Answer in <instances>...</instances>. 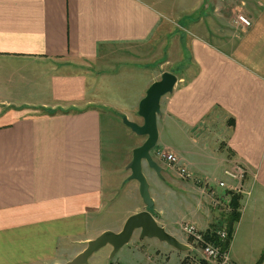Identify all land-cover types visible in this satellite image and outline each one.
I'll list each match as a JSON object with an SVG mask.
<instances>
[{"label": "crops", "instance_id": "1", "mask_svg": "<svg viewBox=\"0 0 264 264\" xmlns=\"http://www.w3.org/2000/svg\"><path fill=\"white\" fill-rule=\"evenodd\" d=\"M238 12L249 28L234 24ZM114 63L150 74L137 101L161 72L176 75L160 98L155 150L177 160L165 168L181 189H165L198 204L186 223L221 224L171 172L215 181L231 159L243 164L250 192L238 198L226 252L255 264L264 252V0H0V264H64L108 230L88 220L103 205L98 106L111 105L99 101L96 76H114ZM153 208L157 225L180 234L178 219ZM172 250L167 260L190 262L189 250Z\"/></svg>", "mask_w": 264, "mask_h": 264}, {"label": "rangeland", "instance_id": "2", "mask_svg": "<svg viewBox=\"0 0 264 264\" xmlns=\"http://www.w3.org/2000/svg\"><path fill=\"white\" fill-rule=\"evenodd\" d=\"M233 14H230L232 18ZM216 25L224 27V30L229 33L228 26H224L221 20ZM111 57L115 59L116 55ZM129 64L130 65H127L126 63H114L111 68V72L115 74L114 76H96L98 89L97 97H99V101L111 105L109 108L101 107V105L98 106V111L101 116L100 139L102 142L101 155H103L102 168H104V171H102L103 205L101 206L100 211L94 214V217L91 212L89 213L90 218L88 220V228L96 229L105 226L108 228L107 231L114 233L120 230L128 215H132L141 211L142 208H145L137 191V182L127 179L129 169L126 167L127 162L130 161V158L132 157L131 150L144 143L145 137L132 134L129 128L121 124V118L126 116L129 121L141 124L140 116L136 114V110L133 112V108L136 103L139 102L137 99L142 96L140 95V92L143 90V86L147 83L150 74L142 70V68L139 67V64ZM91 87L92 85L89 86V89ZM119 112H122V114L119 115ZM116 119L117 122H115ZM124 132L126 133L123 134ZM157 147L158 145L152 148L150 152L152 155L151 158L154 159L162 169L170 167L166 162H163L156 157L155 149H157ZM157 151L165 152V150ZM141 167L142 174L148 182L149 197L154 201V205L156 204L157 207L163 208L162 212L164 214L161 218H163L166 223L170 220L171 224L178 219L179 221L177 222L180 223H178V225L176 223L174 226L176 229L179 228L182 221L180 219L185 217L183 218V221L186 223L188 220L187 214L190 211L189 209L193 210L197 203L195 204L194 200L191 203V207L190 202L185 201L182 193L174 196V198L169 192V190H171L170 188H166L168 190L166 191L165 187L167 184H169L170 187H173L172 189L175 191L181 189L174 183L173 179H169L166 168L163 171L161 170L160 176L157 177L153 170L146 166L144 162H142ZM171 174L173 175V178L178 180L179 178L182 179L178 176L176 170H174L173 173L171 172ZM192 189L194 191V188ZM186 191L190 194V191ZM195 196L197 197V200L204 202L199 191L195 193ZM154 208L148 210L152 213ZM211 212L215 211L212 210ZM215 214L220 219L219 222L222 223L225 216H222L221 213L219 214L217 212ZM193 226H195V224ZM214 226L220 229L222 224L215 223ZM168 229L170 228H166L165 231ZM200 231L202 233L205 232L203 230ZM139 236L140 234L137 231H134L133 235L130 236L128 243L121 249H118L110 259H108L110 248L104 245L103 248L90 255L87 260L88 264H117V262L119 264H159V262H162V264H173L175 258L172 255H169V260L165 258L167 256L165 251L171 250L170 245L159 242L157 239H146L145 237L139 239ZM174 237L179 242H183L189 246V252L186 253L189 257L185 258L183 256V260H190V262L184 261L186 264H206L198 245L196 243L192 244L190 239H188L182 231H180V234H175ZM181 254L185 253L181 252Z\"/></svg>", "mask_w": 264, "mask_h": 264}, {"label": "water", "instance_id": "3", "mask_svg": "<svg viewBox=\"0 0 264 264\" xmlns=\"http://www.w3.org/2000/svg\"><path fill=\"white\" fill-rule=\"evenodd\" d=\"M175 76V74L163 71L157 81L149 84L143 97L137 104L136 114L140 116L141 124L127 120L126 116L121 118V124L129 128L132 134L145 137L144 143L131 150L132 157L126 164V167L129 169L127 179L137 182V191L145 208L132 215H128L119 231L114 233L103 230L97 237L89 239L86 242L85 249L81 252L79 251L77 255L64 264H88L87 260L90 255L103 248L104 245L111 248L108 256V259H110L118 249H121L128 243L134 231L140 234L139 239L143 237L146 239H157L159 242L170 245L173 250L178 252H187L189 250V246L183 242H179L169 232H165L161 226L157 225L156 219L152 217L148 209L153 208V201L149 197L148 182L142 174L141 167L142 162H144L146 166L153 170L157 177L160 176L162 167L158 166L155 160L151 158L150 152L158 141L156 117L161 115L159 110L160 98L165 93H171L176 81Z\"/></svg>", "mask_w": 264, "mask_h": 264}, {"label": "built area", "instance_id": "4", "mask_svg": "<svg viewBox=\"0 0 264 264\" xmlns=\"http://www.w3.org/2000/svg\"><path fill=\"white\" fill-rule=\"evenodd\" d=\"M236 26H240L242 29H247L250 26L251 20L247 18L243 13L238 12L234 17ZM156 157L163 162H166L168 166H175L177 164L176 158L167 153V151H156ZM229 165L222 170V178L218 180H209L208 178L201 179L194 177L193 174L188 173L184 167L179 166L176 169L178 176L185 181H190L194 184L200 195L203 197L204 202L207 203L208 208L215 213H221L222 216L227 215L231 211V198L233 196H249L250 190L244 187L243 182L245 179L246 170L243 164L231 159ZM179 231H182L184 235L190 239L192 244H197L198 248L203 256L206 264H233L227 255V252L220 249L219 245L205 240L204 233L197 230L195 226L183 223L179 225ZM222 228L215 232V235L221 241L226 234Z\"/></svg>", "mask_w": 264, "mask_h": 264}, {"label": "trees", "instance_id": "5", "mask_svg": "<svg viewBox=\"0 0 264 264\" xmlns=\"http://www.w3.org/2000/svg\"><path fill=\"white\" fill-rule=\"evenodd\" d=\"M238 198L239 197H235V196L231 198L230 201L231 211L227 215H225L226 217L223 219V222L221 223L223 229L226 231L225 238L221 239V241L218 239V237L215 235V232L218 230V227H215L214 224L209 225L203 234L205 240L207 241L210 240V242L219 245L220 249L224 251H226L228 246H230L231 236L234 231L233 226L234 223L237 222V220L239 219V214L237 212L239 206V203L237 202ZM263 258H264V252H262L261 258H259V260L255 264H259Z\"/></svg>", "mask_w": 264, "mask_h": 264}]
</instances>
